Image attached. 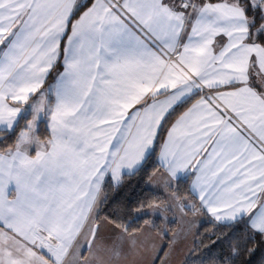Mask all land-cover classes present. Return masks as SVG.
Returning a JSON list of instances; mask_svg holds the SVG:
<instances>
[{
    "label": "snow or ice",
    "instance_id": "6c2138e0",
    "mask_svg": "<svg viewBox=\"0 0 264 264\" xmlns=\"http://www.w3.org/2000/svg\"><path fill=\"white\" fill-rule=\"evenodd\" d=\"M9 132L0 264H121L142 245L135 215L167 235L176 207L227 229L199 264H253L264 248V0H0V136ZM149 166L176 204L137 199L105 217L102 238L106 179ZM184 172L187 201L176 194Z\"/></svg>",
    "mask_w": 264,
    "mask_h": 264
},
{
    "label": "trees",
    "instance_id": "16d2710c",
    "mask_svg": "<svg viewBox=\"0 0 264 264\" xmlns=\"http://www.w3.org/2000/svg\"><path fill=\"white\" fill-rule=\"evenodd\" d=\"M78 18V17H76ZM61 67V62L51 73L47 76L46 82H49L53 79L54 74H56ZM184 109H181V112ZM180 113L177 112L173 117L174 120ZM41 138H45L48 134L47 129L44 126V121L41 120L39 123V133ZM15 142V136L9 132L6 135L0 136V151H5L11 147ZM157 171H154L153 166H149L146 169H137L132 174L122 175V180L119 184L113 185L110 178H107L105 181V194L107 199L102 205H100V220H104L105 217L117 219L126 215V209L130 208L137 199L141 198H158L159 200H165L164 196L149 188L148 181L150 177ZM181 178L185 181L180 184L176 190V194L182 199L183 197H191L188 191V185L191 179V173H187ZM149 218V216H137L135 215L133 226H136L139 222V227L142 228L143 220ZM154 223H158L159 219H153ZM175 225L173 222L169 226V230H172V227ZM227 229L219 225H214L209 222L205 217L202 224L198 227L195 234L194 241L197 243L192 245L191 251L187 258L184 261V264H199V261L196 259L199 257H204L208 254L211 249L212 253H216L220 249V245L217 244L213 246V241L216 240L217 236L221 235L222 232H226ZM215 233V235H213ZM164 243L168 242V238L163 236ZM202 241V243H200ZM255 245L250 244L249 247H254ZM195 247V251H193ZM224 250L227 251V244H224ZM264 259V248H258L254 254L253 264H260V261Z\"/></svg>",
    "mask_w": 264,
    "mask_h": 264
},
{
    "label": "crops",
    "instance_id": "0c3cea01",
    "mask_svg": "<svg viewBox=\"0 0 264 264\" xmlns=\"http://www.w3.org/2000/svg\"><path fill=\"white\" fill-rule=\"evenodd\" d=\"M61 65H62V61H61ZM62 70L63 69L61 66L58 72ZM57 73L54 74V77L51 81L49 82L45 81L41 89V92H46L49 86L54 83V78L56 77ZM39 96H40V93H37L34 96H32L29 100V104L34 103L36 99L38 100ZM42 120L44 121V126L47 129V120L45 118ZM47 131L49 134L50 130L47 129ZM48 134L45 136L44 139H47ZM30 154L34 155L35 149H32ZM187 173L189 172L180 173L178 174V176L181 177V176L186 175ZM124 174H129V173L125 171L122 175ZM163 179L164 177H162L160 171L155 172L148 181L149 188L163 194L165 190H168V189H164L163 191H161L157 187L163 184ZM192 179L193 177H191L189 185L191 184ZM13 189H14V185H10V189H9L10 192ZM150 215L151 214L148 212L137 214V216L139 217L140 216H150ZM152 216H155V215H152ZM101 222H102L101 237L107 238L111 234L112 225L110 223L104 222V220H101ZM142 228L144 229L143 232L140 234V240L142 241V245L137 250L128 252L125 258L121 261V264H153V258L157 255L160 257V259L156 261V264H183L185 256L190 250L189 241L191 240V236L186 235L184 237V236L179 235V233L177 232L178 227H176V229L171 234V237H169L167 246L163 250V247H164L163 235L159 234L152 227H144L143 225Z\"/></svg>",
    "mask_w": 264,
    "mask_h": 264
},
{
    "label": "rangeland",
    "instance_id": "374dc122",
    "mask_svg": "<svg viewBox=\"0 0 264 264\" xmlns=\"http://www.w3.org/2000/svg\"><path fill=\"white\" fill-rule=\"evenodd\" d=\"M35 102H38V100L36 99ZM42 119H44L43 116L40 117V120H42ZM162 195L164 196V199H165L164 202L165 203H169V204H173V205L176 204V200L172 198V190H170V189L165 190V192ZM190 199H191V197H183L182 198V200H184V201H187ZM164 215L169 217L168 223L166 225L167 235H163V236H166L168 238V241H169V237H171V234L176 229V227H178L177 232L179 233V235L184 236V237L186 235L191 236V240L189 241V245H190L189 249L190 250L188 251L187 255L185 256V259H186L187 256L189 255L190 251H191L197 229L202 224V222L204 221V217H202L199 214L193 216L191 212H189L187 215H185V214L181 213V211L178 207L174 208V210L172 212H167ZM151 218L152 219H156V218L159 219L157 224H159L160 221L162 220V217L160 216V214L158 212H157V215L155 214V216H152ZM173 222H175V225L172 227V230L170 231L169 226ZM161 227H165V225L162 224ZM155 230L159 234H161V232L158 229H155ZM164 246H165V243H164ZM166 246H167V244H166ZM185 259H184V261H185ZM184 261H183V264H184Z\"/></svg>",
    "mask_w": 264,
    "mask_h": 264
}]
</instances>
